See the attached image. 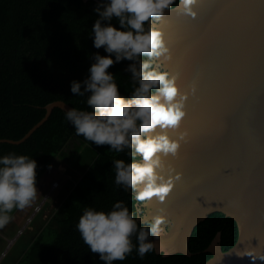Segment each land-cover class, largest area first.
Here are the masks:
<instances>
[{"label":"water","instance_id":"obj_1","mask_svg":"<svg viewBox=\"0 0 264 264\" xmlns=\"http://www.w3.org/2000/svg\"><path fill=\"white\" fill-rule=\"evenodd\" d=\"M193 7L195 18L173 6L158 25L171 53L159 58L164 69L179 73L181 91L196 86L179 128L167 130L172 139L187 131L178 153L163 157L165 175L168 167L182 175L164 202H137V217L164 215L156 252L190 256L195 227L222 212L236 221L238 239L224 250L219 231L205 249L212 253L206 264H264L238 255L246 248L264 253V0H198ZM57 107L75 106L52 101L21 138L0 143L25 142Z\"/></svg>","mask_w":264,"mask_h":264},{"label":"clouds","instance_id":"obj_2","mask_svg":"<svg viewBox=\"0 0 264 264\" xmlns=\"http://www.w3.org/2000/svg\"><path fill=\"white\" fill-rule=\"evenodd\" d=\"M198 0H99L98 13L90 37L96 49L91 56L88 75L83 81H71L74 96L86 98L87 110H65V118L78 136L98 146L110 145L128 157L114 159L115 184L131 191L145 206L156 197L164 202L181 173L167 168L163 157L176 155L187 131L172 139L168 129H177L186 115L185 102L194 94L193 83L181 91L176 83L179 73L164 69L160 57L171 58L164 33L158 26L166 11L175 10L196 17ZM118 21L119 27L112 21ZM114 57V58H113ZM130 61L124 71L130 74L131 92L121 93L116 74L108 71L121 61ZM159 129V130H157ZM51 168V165H49ZM37 161L30 155L9 152L0 156V228L7 225L14 209L30 206L37 194ZM167 218L157 213L138 220L120 200L105 211L85 207L76 224L83 242L98 253L104 264L124 261L133 251L143 259L159 251L155 240L164 231ZM143 224V226H140ZM167 255L168 253L165 252ZM238 255L253 261L264 260V253L246 248Z\"/></svg>","mask_w":264,"mask_h":264},{"label":"trees","instance_id":"obj_3","mask_svg":"<svg viewBox=\"0 0 264 264\" xmlns=\"http://www.w3.org/2000/svg\"><path fill=\"white\" fill-rule=\"evenodd\" d=\"M95 0H0V138H21L45 115V105L64 100L87 110L86 98L74 96L71 81L88 75L96 49L89 32L98 13ZM112 23L119 27L115 19ZM114 58V57H113ZM130 61L116 63L108 71L116 74L120 91L128 95L130 74L124 69ZM9 152L27 154L37 161V178L46 165L56 159L81 173L79 181L59 204L31 242L17 264H104L83 242L76 224L85 207L109 210L124 201L138 219L137 201L131 191L115 184L114 159L128 161L110 145L98 146L78 136L55 108L49 119L25 142L0 143V156ZM17 209H14L13 215ZM140 226H143L141 224ZM221 231L224 250L232 247L239 235L236 221L214 212L194 229L190 240L192 255L164 256L156 251L141 259L135 251L114 264H206L212 253L205 251Z\"/></svg>","mask_w":264,"mask_h":264},{"label":"rangeland","instance_id":"obj_4","mask_svg":"<svg viewBox=\"0 0 264 264\" xmlns=\"http://www.w3.org/2000/svg\"><path fill=\"white\" fill-rule=\"evenodd\" d=\"M80 177L81 173L79 171L58 159H56L51 168L46 169L37 182V194L30 206L22 210L18 209L15 214L11 215V221L3 228H0V254L2 251H6L0 264H17L20 261L32 240L38 235ZM56 179L61 180L60 186L52 192L42 211L35 215L31 222L32 228H27L23 234L13 240L18 228L26 221V217L33 212L34 206L41 202L44 193L50 189L51 183ZM10 240L13 241L10 242Z\"/></svg>","mask_w":264,"mask_h":264},{"label":"built area","instance_id":"obj_5","mask_svg":"<svg viewBox=\"0 0 264 264\" xmlns=\"http://www.w3.org/2000/svg\"><path fill=\"white\" fill-rule=\"evenodd\" d=\"M49 165H51V167H52L53 164H48V165H46V168H49ZM60 182H61L60 179H56V180H54V181L51 183L50 189H49L47 192L44 193V196H43L41 202L37 203V204L34 206V208H33V212H32L29 216L26 217V221L22 224L21 227L18 228V230H17V234H16V236H15V238H14L13 240H15V239H16L17 237H19L21 234H23L27 228H30V227H31V222L33 221L35 215H36L37 213H39V212L42 211L44 204H45V203L47 202V200L51 197L52 192H53L54 190H56V189L60 186ZM13 240H10V242H12ZM5 254H6V251H2V252H1V254H0V262H1V260L3 259V257L5 256Z\"/></svg>","mask_w":264,"mask_h":264},{"label":"crops","instance_id":"obj_6","mask_svg":"<svg viewBox=\"0 0 264 264\" xmlns=\"http://www.w3.org/2000/svg\"><path fill=\"white\" fill-rule=\"evenodd\" d=\"M17 210H18V209H17ZM14 214H15V213H14ZM31 228H32V227H31ZM33 240H34V239H33ZM33 240H32V241H33Z\"/></svg>","mask_w":264,"mask_h":264}]
</instances>
